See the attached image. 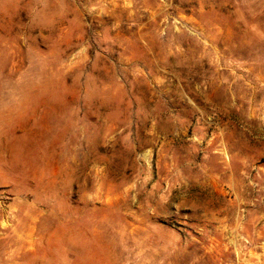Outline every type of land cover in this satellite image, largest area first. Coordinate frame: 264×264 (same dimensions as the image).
<instances>
[{"label": "rangeland", "instance_id": "rangeland-1", "mask_svg": "<svg viewBox=\"0 0 264 264\" xmlns=\"http://www.w3.org/2000/svg\"><path fill=\"white\" fill-rule=\"evenodd\" d=\"M257 261L264 0H0V264Z\"/></svg>", "mask_w": 264, "mask_h": 264}, {"label": "crops", "instance_id": "crops-1", "mask_svg": "<svg viewBox=\"0 0 264 264\" xmlns=\"http://www.w3.org/2000/svg\"><path fill=\"white\" fill-rule=\"evenodd\" d=\"M259 261L255 262V264H258Z\"/></svg>", "mask_w": 264, "mask_h": 264}, {"label": "built area", "instance_id": "built-area-1", "mask_svg": "<svg viewBox=\"0 0 264 264\" xmlns=\"http://www.w3.org/2000/svg\"><path fill=\"white\" fill-rule=\"evenodd\" d=\"M245 243H246V241H245Z\"/></svg>", "mask_w": 264, "mask_h": 264}, {"label": "bare ground", "instance_id": "bare-ground-1", "mask_svg": "<svg viewBox=\"0 0 264 264\" xmlns=\"http://www.w3.org/2000/svg\"><path fill=\"white\" fill-rule=\"evenodd\" d=\"M33 182V181H32Z\"/></svg>", "mask_w": 264, "mask_h": 264}]
</instances>
